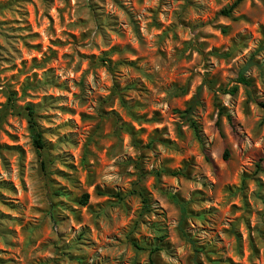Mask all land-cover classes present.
Here are the masks:
<instances>
[{
	"label": "rangeland",
	"instance_id": "374dc122",
	"mask_svg": "<svg viewBox=\"0 0 264 264\" xmlns=\"http://www.w3.org/2000/svg\"><path fill=\"white\" fill-rule=\"evenodd\" d=\"M236 1L0 0V264H264V0Z\"/></svg>",
	"mask_w": 264,
	"mask_h": 264
},
{
	"label": "trees",
	"instance_id": "16d2710c",
	"mask_svg": "<svg viewBox=\"0 0 264 264\" xmlns=\"http://www.w3.org/2000/svg\"><path fill=\"white\" fill-rule=\"evenodd\" d=\"M242 2V0H237L230 8L224 10L222 12V14L226 17H230L232 11ZM105 62V61H104ZM243 80V79H242ZM25 110L27 111V118H28V122H29V125H30V131H31V136H32V139H33V145L36 149V151L38 152V154H41V151H43L45 149V144L42 140V136H41V133L36 125V122H35V113H34V110L30 107V106H27L25 108ZM192 112V108H188V110L186 111V114L187 115H190ZM191 125H192V128L195 130V132L197 131V127L195 125V123H193L191 120ZM227 157V153L225 155ZM138 193V195L142 198L143 200V203H144V206H143V212L142 213H145L148 211V199L147 197L145 196L144 193H142V191H136ZM88 195L85 194L83 196V203L85 204L88 200ZM170 199L179 207L180 209V215H181V222L183 220L186 219V216H187V212H186V205L181 202L178 198H176L175 196H171ZM160 233V232H159ZM163 238H165V234L163 235H160V236H157V240L161 241ZM132 245L133 247L140 251V250H148L149 253H150V257H152L156 252L157 250H160L159 247H155L154 245L150 246V247H144L142 245H140L139 243H136L135 241H132ZM153 264V263H151Z\"/></svg>",
	"mask_w": 264,
	"mask_h": 264
}]
</instances>
